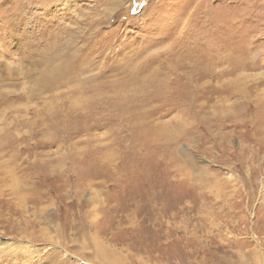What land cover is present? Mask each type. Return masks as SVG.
<instances>
[{"label": "rangeland", "instance_id": "rangeland-1", "mask_svg": "<svg viewBox=\"0 0 264 264\" xmlns=\"http://www.w3.org/2000/svg\"><path fill=\"white\" fill-rule=\"evenodd\" d=\"M0 264H264V0H0Z\"/></svg>", "mask_w": 264, "mask_h": 264}]
</instances>
